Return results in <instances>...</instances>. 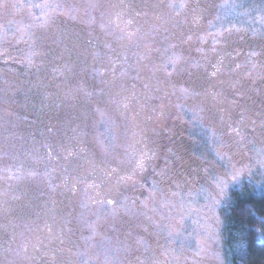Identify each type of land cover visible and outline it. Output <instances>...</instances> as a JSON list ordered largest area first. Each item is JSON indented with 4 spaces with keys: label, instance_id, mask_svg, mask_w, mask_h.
Wrapping results in <instances>:
<instances>
[{
    "label": "rangeland",
    "instance_id": "rangeland-1",
    "mask_svg": "<svg viewBox=\"0 0 264 264\" xmlns=\"http://www.w3.org/2000/svg\"><path fill=\"white\" fill-rule=\"evenodd\" d=\"M246 186L264 0H0V264H226Z\"/></svg>",
    "mask_w": 264,
    "mask_h": 264
},
{
    "label": "trees",
    "instance_id": "trees-1",
    "mask_svg": "<svg viewBox=\"0 0 264 264\" xmlns=\"http://www.w3.org/2000/svg\"><path fill=\"white\" fill-rule=\"evenodd\" d=\"M225 210L226 264H264V191L233 190Z\"/></svg>",
    "mask_w": 264,
    "mask_h": 264
},
{
    "label": "flooded vegetation",
    "instance_id": "flooded-vegetation-1",
    "mask_svg": "<svg viewBox=\"0 0 264 264\" xmlns=\"http://www.w3.org/2000/svg\"><path fill=\"white\" fill-rule=\"evenodd\" d=\"M198 172H199L198 170H195V172H194V176H195V177L198 176Z\"/></svg>",
    "mask_w": 264,
    "mask_h": 264
},
{
    "label": "snow or ice",
    "instance_id": "snow-or-ice-1",
    "mask_svg": "<svg viewBox=\"0 0 264 264\" xmlns=\"http://www.w3.org/2000/svg\"><path fill=\"white\" fill-rule=\"evenodd\" d=\"M236 179V176H233V180H235ZM225 187H226V185H225ZM222 191H223V189H222ZM108 203H112V201H108Z\"/></svg>",
    "mask_w": 264,
    "mask_h": 264
}]
</instances>
